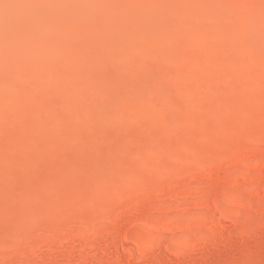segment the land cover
I'll return each mask as SVG.
<instances>
[{
    "label": "rangeland",
    "instance_id": "1",
    "mask_svg": "<svg viewBox=\"0 0 264 264\" xmlns=\"http://www.w3.org/2000/svg\"><path fill=\"white\" fill-rule=\"evenodd\" d=\"M0 264H264V0H0Z\"/></svg>",
    "mask_w": 264,
    "mask_h": 264
},
{
    "label": "bare ground",
    "instance_id": "2",
    "mask_svg": "<svg viewBox=\"0 0 264 264\" xmlns=\"http://www.w3.org/2000/svg\"><path fill=\"white\" fill-rule=\"evenodd\" d=\"M120 238H119V241H120V239H122L121 238V236H119ZM123 237V236H122ZM126 237V236H125ZM124 237V238H125ZM118 238V237H117ZM123 238V239H124ZM127 238V237H126ZM124 239L125 240V242L128 240V238L127 239ZM123 240V241H124ZM132 240V242H133V244L138 248V250L140 251V252H142L144 255H151L152 253H153V249H152V247L148 244V243H146L145 241H143L142 239H140V238H134V239H131ZM118 241V242H119ZM121 242H122V240H121ZM129 242V241H128ZM194 244V243H193ZM45 251H46V249H44ZM43 250V251H44ZM91 256V255H90ZM89 256V257H90ZM98 256V251H94V253H93V255H92V257H90V258H95V257H97Z\"/></svg>",
    "mask_w": 264,
    "mask_h": 264
}]
</instances>
